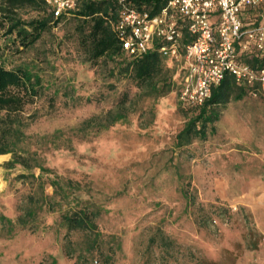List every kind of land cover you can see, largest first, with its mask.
Instances as JSON below:
<instances>
[{
    "label": "rangeland",
    "instance_id": "rangeland-1",
    "mask_svg": "<svg viewBox=\"0 0 264 264\" xmlns=\"http://www.w3.org/2000/svg\"><path fill=\"white\" fill-rule=\"evenodd\" d=\"M17 14L24 20L45 15L28 7ZM72 28L64 20L27 50L0 41V61L7 67L38 65L50 89L30 107L38 112L27 130L30 146L54 174L82 183L99 210L101 237L94 245L84 232L67 234L58 213L44 211L33 227L21 228L17 219L27 197L40 190L38 182L18 178L25 173L21 168L7 170L10 155H4L0 264H193L202 259L264 264V100L247 95L228 103L205 140L175 149V136L190 114L178 101V63L166 62L171 91L146 96L132 83L111 78L110 63L91 67ZM123 93L128 94L126 120L93 129L116 109ZM45 137L51 144L42 142ZM46 194L52 195L50 187ZM158 229L175 243L168 253L159 243L149 246Z\"/></svg>",
    "mask_w": 264,
    "mask_h": 264
},
{
    "label": "trees",
    "instance_id": "trees-1",
    "mask_svg": "<svg viewBox=\"0 0 264 264\" xmlns=\"http://www.w3.org/2000/svg\"><path fill=\"white\" fill-rule=\"evenodd\" d=\"M168 0H126L131 6L140 11H148L152 16L160 13ZM40 10L43 17L30 20L22 19L17 10L24 8ZM121 3L119 0H78L75 10L69 15L54 18L48 13L43 0H0V41L17 43L21 50L32 47L51 27L57 26L64 20L73 23L72 35L76 39L80 52L86 62L94 67L100 62L110 63L109 75L118 81L126 80L135 88L145 90V95L162 97L171 91V70L166 66L167 60L157 50H149L139 58H133L123 51L116 37L112 23L120 17ZM252 13L247 14L244 23L254 19ZM261 17L256 16V20ZM54 25V26H53ZM190 41L186 30L183 31L182 43ZM240 60L252 67L264 68V55L257 52L244 53ZM50 88L43 83L38 65L33 63H20L7 67L0 61V156L10 155L5 162L7 170L21 168L25 173L18 175L19 179L36 181L40 190L39 195L27 197L28 205L22 215L17 219L21 228H31L41 212L58 213L60 224L66 233L84 232L95 245L101 235L97 232L96 219L99 210L86 198L87 192L83 190L79 180L64 178L54 174L46 167L38 150L30 144L32 137L28 128L37 118L38 112L31 111L35 100L45 95ZM59 90H54V93ZM67 95V94H66ZM251 95V89L239 86L233 76L227 75L222 82L212 90L210 98L202 106H188L179 102L182 108L189 110L183 127L175 136V149H185L195 140H205L209 129H214V123L220 118L221 109L230 102H239L245 96ZM128 94L123 93L116 109L107 112L103 122L95 123L93 129L107 130L114 124L124 121L128 111L125 104ZM97 118H90L83 122L80 131L88 127ZM55 136L60 132H55ZM53 137L50 141H54ZM45 145L51 144L47 137L42 139ZM53 142L52 144H55ZM186 156L187 154H178ZM39 175L36 177L35 172ZM53 174L44 179V175ZM182 178V174H178ZM47 187L52 189V195L46 194ZM188 201V195L183 192ZM4 221L5 216H0ZM8 223H12L7 220ZM149 246L159 243L158 246L166 251L175 245L166 234L158 229L149 238ZM148 246V247H149ZM193 264H219L205 259L196 260Z\"/></svg>",
    "mask_w": 264,
    "mask_h": 264
},
{
    "label": "built area",
    "instance_id": "built-area-1",
    "mask_svg": "<svg viewBox=\"0 0 264 264\" xmlns=\"http://www.w3.org/2000/svg\"><path fill=\"white\" fill-rule=\"evenodd\" d=\"M77 2L43 0L54 18L69 15ZM119 2L120 17L112 27L123 51L139 58L158 45L163 57L177 62L180 103L202 106L227 75L264 100V68L239 58L253 51L264 55V0H168L153 16L126 0ZM250 13L255 18L244 23ZM184 30L190 37L185 44Z\"/></svg>",
    "mask_w": 264,
    "mask_h": 264
},
{
    "label": "bare ground",
    "instance_id": "bare-ground-1",
    "mask_svg": "<svg viewBox=\"0 0 264 264\" xmlns=\"http://www.w3.org/2000/svg\"><path fill=\"white\" fill-rule=\"evenodd\" d=\"M2 158H4V155H1V156H0V159H2ZM1 183H2V182H1ZM0 185H1V184H0Z\"/></svg>",
    "mask_w": 264,
    "mask_h": 264
}]
</instances>
